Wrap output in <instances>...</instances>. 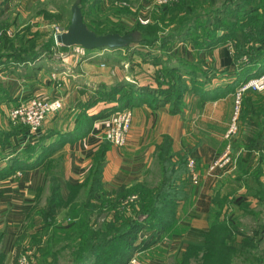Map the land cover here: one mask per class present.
I'll use <instances>...</instances> for the list:
<instances>
[{"label": "rangeland", "instance_id": "374dc122", "mask_svg": "<svg viewBox=\"0 0 264 264\" xmlns=\"http://www.w3.org/2000/svg\"><path fill=\"white\" fill-rule=\"evenodd\" d=\"M73 2L48 0L43 9L53 25L41 29H24L23 36L30 38L25 41L28 44L24 50L20 45L15 47L28 55L38 53L49 58L69 59L75 67L78 58L87 53L86 50L81 46L62 48L54 38L55 27L65 29L68 25ZM79 5L84 21L95 32L122 33L134 30L139 33L140 41L122 49L91 50L103 51V56H110L108 60L107 57L103 58L108 63H114L103 66V70L111 78L127 80L136 85H169L174 87L175 94L185 93L181 97L185 102L184 107L190 104V111H198L200 106L207 108L209 131L218 138H210L208 142L215 143L219 153L229 142L234 155L233 163L238 161L239 155L236 157L234 154L235 146L241 143L244 133L251 128L249 125L264 121V88L239 90L242 83L264 73V57H259L264 52V0H175L163 6L155 5L154 0H80ZM46 7H50V10ZM16 35L12 31L8 36L13 40ZM170 36L173 37L167 38ZM229 65L234 66L233 73L226 69ZM116 66L119 69L117 71ZM161 66H168L173 71L167 74ZM62 69L63 73L68 70L64 66ZM258 69L262 70L259 72ZM242 73L246 78L236 84V78ZM56 76L53 74V79L56 80ZM231 81H234L233 84H230ZM183 84L187 87L185 92ZM195 87L204 89L200 98ZM225 96L228 98L221 104L225 105V112L220 110L214 119L210 118L214 108L212 103ZM197 98L200 99L198 107L194 103ZM62 108L63 105L59 110ZM234 113L236 128L230 137H225ZM100 139L104 140L103 135ZM98 148L91 156L89 169L92 168ZM188 150L186 148L183 151ZM40 151L35 153L38 155ZM88 173H85L81 182L85 181ZM146 176V186L160 184L162 174L159 166L151 168ZM171 178L188 181V173L184 168L181 170L178 164L177 172ZM57 182L52 173L47 178L46 187L34 189L31 204L15 236L14 253L19 248L17 256H24L27 264H108L114 250L119 252L125 249L126 236L122 230L125 219L132 218L140 222L143 218L138 210L137 198L136 201L128 199L134 194L126 195L118 187L100 188L90 197L87 188H79L75 184L70 188L74 196L61 194L60 188L57 196L54 189ZM106 191L110 193L104 195ZM179 198L181 201V196ZM53 199L54 210L44 212L46 204ZM179 204H176L177 208ZM5 223L2 219L0 242ZM185 227L182 220L177 219L167 234L163 231L155 244L133 253L129 259L136 258L145 264L176 262L182 256V251L179 250L176 255L173 250L169 255L166 246L183 245L181 235ZM171 234H175L172 240ZM136 235V243L153 238L152 230L147 228L141 229ZM129 259L126 264H129ZM14 261L12 257L9 262L6 254L0 250V264H14Z\"/></svg>", "mask_w": 264, "mask_h": 264}, {"label": "crops", "instance_id": "0c3cea01", "mask_svg": "<svg viewBox=\"0 0 264 264\" xmlns=\"http://www.w3.org/2000/svg\"><path fill=\"white\" fill-rule=\"evenodd\" d=\"M47 1L0 0V30L11 28L15 34L26 27L41 29L52 26V20L43 12ZM29 39H17L15 45H20L24 50L28 44L25 41ZM85 52L78 58L75 67L69 59L49 58L44 54L33 59L23 55L20 58L10 55L0 58V223L2 219L6 222L2 229L0 250L6 254L9 262L12 257L14 259L15 236L31 204L34 189L46 187L47 178L53 173L59 181L60 193L69 194V187L81 183L85 173L89 172L91 156L102 143L100 136L103 135L105 120L99 118L94 121L89 133L63 143L53 151L51 158L34 165L23 164L25 156L22 160L19 158L21 150L37 140L45 129L72 130L77 123L80 105L93 96L99 86L110 85L115 80L103 70V66L114 63L105 61L103 57L108 55L103 56V51ZM63 66L68 69L64 73ZM53 74L57 75L56 80ZM31 97H61L65 102L61 110L44 118L36 132L27 128L17 129L16 123L8 116L12 107ZM226 98L228 96L212 103L214 108L210 118L214 119L220 110L225 112L226 107L221 104ZM101 106L102 103H99L89 111ZM131 109V126L126 143L121 146L109 144L104 151V187L144 182L148 171L158 166L161 174V146L165 139L169 141L167 154L172 160L189 148L188 154L196 160L199 183L187 185V194L179 201L177 208V219L186 226L181 235L184 244L177 247L167 245V252L170 255L175 250L174 254L177 255L179 250L187 252L193 248L189 244L194 238L191 231L222 236L225 228L215 225L217 217V221L232 220L237 226L239 231H232L236 244L227 250L223 245L207 242L199 249L200 260L197 262L191 258L187 264H264V149L252 150V153L245 155L246 149L240 143L234 148L236 157L239 155L238 161L226 171L217 169L216 175H209L206 172L207 164L219 151H216L215 143L208 142L214 133L208 128L206 107L200 106L198 111H190L192 107L189 104L182 111L175 112L168 103L153 106L143 102ZM217 139L214 137V140ZM241 155L248 157L243 160ZM36 156L37 153L33 155ZM3 171L6 172L1 174ZM174 235H170L171 240ZM244 235L253 239L242 246L240 240ZM159 245L165 247L162 242ZM171 264H178V261Z\"/></svg>", "mask_w": 264, "mask_h": 264}, {"label": "trees", "instance_id": "16d2710c", "mask_svg": "<svg viewBox=\"0 0 264 264\" xmlns=\"http://www.w3.org/2000/svg\"><path fill=\"white\" fill-rule=\"evenodd\" d=\"M174 2V1H173ZM170 3H167V5ZM250 10H253L252 8ZM45 13V11H43ZM46 14V13H45ZM84 18V17H83ZM87 26L92 28L87 22ZM29 27H26L24 29H28ZM21 29V32H16L17 34L15 39H10V36L6 34H1V43H0V58L4 57L5 55L7 58L10 56H15L16 58H20L23 56H26L27 59H33L35 57L40 56L38 53H34L32 55H28V53H25L24 51H20L15 47L17 39L19 41H23L24 39H27V37L23 36V30ZM94 29V28H92ZM96 30V29H95ZM98 31V30H96ZM99 33V31L97 32ZM123 33V32H122ZM173 37V36H172ZM167 37V38H172ZM140 41V40H138ZM136 41V42H138ZM136 42L131 43L135 44ZM244 42L241 43V46H243ZM62 48H65L67 46L61 45ZM115 50V49H114ZM10 52V53H9ZM24 53V54H23ZM26 54V55H25ZM23 55V56H22ZM259 57H264V52H261ZM157 63V62H156ZM162 70L167 71V74H170L173 69L169 68L168 66H161ZM261 68V67H260ZM264 68V67H263ZM229 73L234 72V66L229 65L226 68ZM262 69H258L260 72ZM245 74H240L239 77L236 79V84L238 82H241L244 80ZM234 81H231L230 84H233ZM229 84V85H230ZM183 90L185 92L186 86L185 84L182 85ZM174 87H171L169 85H136L135 83L128 82L127 80H114L112 84L110 85H101L99 88L95 91L94 95L91 96L89 99H87L84 103L80 105V112L77 115V123L75 127L72 130H66V131H60L56 129H45V131L38 136L37 140H35L32 143L27 144L23 150H21L20 153H24L23 155H19L20 159L22 160L25 156V159H23V164L26 165H34L38 164L41 161H43L49 154H51L54 150L59 148L63 145V143L68 141H73L74 139L81 138L85 136L87 133H89L93 127V123L96 119L104 118L105 116L111 114L112 112H115L117 110H121L124 108H132L133 106L137 104H141L143 102H147L150 105L157 106L161 104L168 103L169 107L172 111L179 112L182 111L185 105V102H183L184 94L181 95L180 93L175 94L174 93ZM203 88L195 87L196 94L199 95V98L202 96ZM215 96V95H214ZM178 98V99H176ZM200 99H196L195 106H199ZM99 103H102L101 107L95 108L94 111H89V108L98 106ZM250 122V120H248ZM15 127L17 129L21 128H27L26 125L21 123H16ZM248 132H245L241 143L244 145V148L246 149V154L248 155L249 152L252 153V150H259L264 149V121H261L260 123L255 121L252 125H249ZM258 128V130H255V128ZM161 148L163 152L162 155V176L160 184L154 187H148L144 184V182H136L129 186L125 185H119L118 190L124 192V194H134L130 195L128 199H134L136 201L137 198V205L139 206V212L143 216L142 220L137 221L136 219L128 218L125 219V225L122 230L125 231L124 236H126V245L125 249L117 252L113 251L112 256L108 261V264H126L129 257L150 245H153L157 242L159 236L163 231H166V229H169L171 225L177 220V205L183 197L187 194L188 188L187 185H191L190 179L188 176V181H185L181 179H172V175L176 174L177 172V165H181V170H184L187 172V155L189 151H183L181 153H178L175 160H172L171 156L167 154L168 147H169V141L165 139L163 141ZM111 144L108 139L104 138L102 141L100 147L98 148L92 168L89 170V173L85 179V181L76 184V187L79 188H87L88 189V195L91 197L95 195V192L99 190L100 188H104V183L102 181V167L104 162V151L106 147ZM41 149L38 156L33 157L35 152L37 150ZM32 154V155H31ZM169 156V157H168ZM33 157V158H32ZM241 157H244V155H241ZM248 156H245L243 160H246ZM32 158V159H31ZM183 161V162H182ZM21 162V161H20ZM182 163V164H181ZM11 164V163H10ZM6 171H3L1 174H4ZM179 175V173L177 174ZM173 182H172V180ZM177 180V181H175ZM184 180V181H183ZM58 183V182H57ZM59 184V183H58ZM58 184L54 187L55 193L57 196L59 195L58 191ZM74 187V186H72ZM71 188V187H69ZM112 191V190H111ZM179 191V192H178ZM109 191H106L104 195H106ZM178 192V193H177ZM110 193V192H109ZM74 196L72 191L70 190V193L68 194V197ZM179 196V197H177ZM54 199L51 202H48L46 206L44 207V212L52 211L54 210ZM217 217L215 219V225L216 226H222L225 228L224 233L222 236L220 235H203L198 231H191L193 232V239L190 240L189 244L193 246V248H189L187 252H182V256L177 260L178 264H187V262L193 258L197 262L200 260L199 258V249L201 246L210 243L215 245H223L225 249H231L234 244H236V240L234 237H232V231H239L237 229V226L234 225V222L232 220H223V221H217ZM150 229L153 232V238L146 240H139L136 243V234L141 229ZM253 234L257 237L258 233ZM253 237H250L248 235H244V237L240 240V245L244 246L251 242ZM19 248H17V252L14 254L17 256ZM195 251V253L191 252ZM191 253V254H189Z\"/></svg>", "mask_w": 264, "mask_h": 264}, {"label": "built area", "instance_id": "2783aa9c", "mask_svg": "<svg viewBox=\"0 0 264 264\" xmlns=\"http://www.w3.org/2000/svg\"><path fill=\"white\" fill-rule=\"evenodd\" d=\"M175 0H154L155 5L163 6L167 3H171ZM64 30L61 27H55V34ZM10 35L12 30L10 28L0 30V43L1 34ZM252 87L254 89L264 88V73L258 76H254L240 85L239 90ZM239 93V91H238ZM63 101L61 97H31L26 101H22L9 110V117L13 123H21L27 126V129L31 132L41 125L44 118L62 107ZM105 120V127L103 130V137L108 139L112 145L121 146L126 143L127 135L131 126L132 109L130 107L124 108L112 112L111 114L101 118ZM236 113L232 116L231 123L225 133V137H230L234 133L236 128L235 124ZM233 151L230 143L228 142L223 150L217 154L206 167V172L209 175H216L217 169H224L225 171L232 166L233 163ZM187 173L190 179L191 185L199 183V173L196 167V160L193 155H187ZM14 264H27L26 258L22 255H18L15 258ZM129 264H145L136 260V258L129 259Z\"/></svg>", "mask_w": 264, "mask_h": 264}, {"label": "water", "instance_id": "95a60500", "mask_svg": "<svg viewBox=\"0 0 264 264\" xmlns=\"http://www.w3.org/2000/svg\"><path fill=\"white\" fill-rule=\"evenodd\" d=\"M80 0H74L70 6V19L66 28L55 34V41L64 46H81L86 50L122 49L139 40L137 31L97 33L89 28L84 21L79 5Z\"/></svg>", "mask_w": 264, "mask_h": 264}]
</instances>
